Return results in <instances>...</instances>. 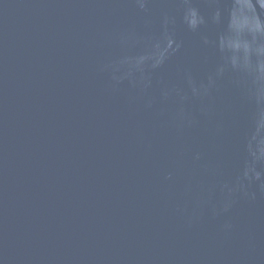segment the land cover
<instances>
[{"label":"water","instance_id":"water-1","mask_svg":"<svg viewBox=\"0 0 264 264\" xmlns=\"http://www.w3.org/2000/svg\"><path fill=\"white\" fill-rule=\"evenodd\" d=\"M0 264H264V0H0Z\"/></svg>","mask_w":264,"mask_h":264}]
</instances>
